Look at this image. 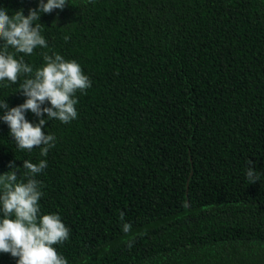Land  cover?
Masks as SVG:
<instances>
[{
  "label": "trees",
  "instance_id": "1",
  "mask_svg": "<svg viewBox=\"0 0 264 264\" xmlns=\"http://www.w3.org/2000/svg\"><path fill=\"white\" fill-rule=\"evenodd\" d=\"M39 4L0 0L10 16ZM39 23L48 47L17 58L59 53L91 87L70 123L44 114L46 157L0 120V175L46 160L39 204L70 229L68 264H264V0H67ZM25 99L0 82V102Z\"/></svg>",
  "mask_w": 264,
  "mask_h": 264
},
{
  "label": "clouds",
  "instance_id": "2",
  "mask_svg": "<svg viewBox=\"0 0 264 264\" xmlns=\"http://www.w3.org/2000/svg\"><path fill=\"white\" fill-rule=\"evenodd\" d=\"M67 0H40L38 10L30 9L25 16L23 11L8 15V10L0 7V82L19 83V91L26 97L24 103L9 108L6 100L0 102L5 122L18 149L31 151L40 148V155L46 157L55 147V134H45L43 128L47 120L58 119L70 123L78 116L77 92L84 93L91 87L90 78L83 72L76 60H66L59 53H43V64L33 68L25 62L24 55L30 56L34 50L47 48L39 23L40 13H51L63 9ZM67 40L68 37H65ZM9 48L14 49L10 52ZM17 54H24L17 58ZM21 76L25 79L19 82ZM50 104V107L42 105ZM31 111L39 122L33 124L25 113ZM246 173L250 184L256 183L255 164L248 161ZM47 167L46 160L33 163L23 161L25 179H18L14 163L11 171L0 175V253H8L17 258L16 264H68L67 259L57 251L70 237V229L58 214L41 212L39 201L43 195L40 182L35 178ZM124 221V212L120 213ZM125 234L131 232V225L122 223ZM139 235H143L140 233ZM136 234L127 241L133 247Z\"/></svg>",
  "mask_w": 264,
  "mask_h": 264
}]
</instances>
